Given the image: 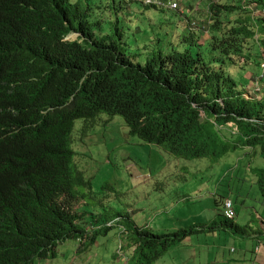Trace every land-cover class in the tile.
Listing matches in <instances>:
<instances>
[{"label": "trees", "instance_id": "obj_1", "mask_svg": "<svg viewBox=\"0 0 264 264\" xmlns=\"http://www.w3.org/2000/svg\"><path fill=\"white\" fill-rule=\"evenodd\" d=\"M115 3L104 2L95 19L89 0H0V264H39L70 240L87 251L115 227L105 218L89 230L82 220L93 185L73 165L80 119L89 121L85 131L101 114L121 116L139 143L177 159L227 156L240 147L259 165L251 173L264 197V96L252 93L262 86L255 75L238 83L227 67L261 68L264 15L250 7L264 10V0L245 7L214 1L205 32L192 31L185 18L183 35L143 45V62L123 53L122 38L98 36ZM72 33L80 38L68 40ZM120 217L135 264H156L188 233L172 237Z\"/></svg>", "mask_w": 264, "mask_h": 264}, {"label": "rangeland", "instance_id": "obj_2", "mask_svg": "<svg viewBox=\"0 0 264 264\" xmlns=\"http://www.w3.org/2000/svg\"><path fill=\"white\" fill-rule=\"evenodd\" d=\"M108 1L89 0L95 9V19L100 18L101 5ZM164 1H178L182 8L177 11L167 7L166 14L147 7L141 0H116L115 7L109 10V19L103 28L98 27V36L122 38L123 53L134 62H143L149 52L143 45L171 39L174 32L183 35L187 28L185 18L190 25L192 22V31L203 33L206 26L209 28L207 6L210 0ZM250 1L219 2L245 7ZM261 6L250 8L264 15ZM189 14H195L194 18L187 16ZM190 25L188 23L189 29ZM117 26L120 36L116 34ZM201 35L207 38L208 34ZM79 38L77 33L68 36L70 41ZM80 41H84L83 36ZM179 45L183 47V43ZM239 66L228 65L229 75L238 83L243 82L244 77L255 75L254 85L259 82L262 91L252 89V93L255 98L264 96V78L259 79L262 69L243 70ZM98 118L100 122L95 126L91 124L87 132L82 127L89 121L77 120L73 131L76 153L73 165L84 172L93 185L92 192L83 198L80 212L84 214L82 220L87 223V229L96 228L95 220L107 218L116 222L119 215H130L134 223L148 222L152 228H158L156 232L166 231L172 237H181L188 230L184 242L172 245L156 264H236L242 255L249 257L246 264H252L248 251L254 249L255 243H264V197L256 184V174L251 173L259 167L255 159L248 163L250 155L243 154L240 147L230 150L227 156L216 157L211 153V156L194 160L177 159L163 147L139 143L137 137L129 134L121 116L109 119L101 114ZM106 119L109 122L105 125ZM84 132L86 136L82 138ZM232 139L230 136V141ZM224 197L234 203L236 216L232 220L223 215L224 203L222 206L220 201ZM126 235V232L121 235L119 224H115L100 234L87 251L80 242L70 240L57 246L55 258H43L39 264H135L129 248L132 242ZM81 246L83 252L77 253ZM232 248L236 251L231 252Z\"/></svg>", "mask_w": 264, "mask_h": 264}, {"label": "crops", "instance_id": "obj_3", "mask_svg": "<svg viewBox=\"0 0 264 264\" xmlns=\"http://www.w3.org/2000/svg\"><path fill=\"white\" fill-rule=\"evenodd\" d=\"M214 1H220V0H214ZM211 3H213V0L212 1L210 0L208 2V6L207 7H209L211 5ZM194 16H195V14H191L189 17L193 19ZM130 219H131V217H130ZM131 221H132V219H131ZM132 223H134V222L132 221ZM123 224L124 223H121L120 225L123 226ZM134 224H136V223H134ZM136 225L139 226V227L148 228V229H150L152 231L158 230L157 227H153L152 228L151 227L152 225H149L148 222H143V223H139V224H136ZM120 232H121V229H120ZM157 233H166V231H162V232H158L157 231ZM184 240H183V242H184ZM253 246H254V249L251 250V251H248L250 253V255H251L250 260H251L252 264H264V243H255V245H253ZM234 251H236V249L232 248L231 252H234ZM241 258L242 259L236 260V264H246L247 259H249V257L247 255H242Z\"/></svg>", "mask_w": 264, "mask_h": 264}, {"label": "built area", "instance_id": "obj_4", "mask_svg": "<svg viewBox=\"0 0 264 264\" xmlns=\"http://www.w3.org/2000/svg\"><path fill=\"white\" fill-rule=\"evenodd\" d=\"M142 1L147 5H162V6H165V8L168 7L170 9L177 10V11L181 9L180 3L178 1H171L169 3H165L164 0H142ZM193 25H196V23H193ZM261 69L263 72L262 73V76H263L264 75V59L261 62ZM223 213H224V216L230 220L234 219L236 216L234 203L230 198H227L224 200Z\"/></svg>", "mask_w": 264, "mask_h": 264}, {"label": "clouds", "instance_id": "obj_5", "mask_svg": "<svg viewBox=\"0 0 264 264\" xmlns=\"http://www.w3.org/2000/svg\"><path fill=\"white\" fill-rule=\"evenodd\" d=\"M183 13V12H182ZM80 35V34H79ZM121 219H123V218H118V221H116V222H112V223H114V224H118V222H119V220H121ZM111 223V224H112ZM119 227H120V229H121V233H125L126 231H125V229H124V225L123 226H121V225H119Z\"/></svg>", "mask_w": 264, "mask_h": 264}]
</instances>
